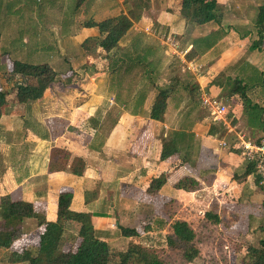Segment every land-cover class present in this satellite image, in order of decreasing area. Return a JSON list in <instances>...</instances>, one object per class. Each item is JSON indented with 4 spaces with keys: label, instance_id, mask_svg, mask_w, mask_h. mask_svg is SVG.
<instances>
[{
    "label": "crops",
    "instance_id": "1",
    "mask_svg": "<svg viewBox=\"0 0 264 264\" xmlns=\"http://www.w3.org/2000/svg\"><path fill=\"white\" fill-rule=\"evenodd\" d=\"M217 1L225 35L205 53L186 59L196 67L201 63L207 66L196 75L198 92L204 90L223 99L226 91L213 85V79L222 71L231 78L239 74L248 85L249 98L264 110V48L249 49L257 38V8L264 1ZM83 4L79 13L74 12L64 23L58 19L57 0L49 4L0 0V87L7 92L0 117V206L4 198L30 201L47 220H55L58 194L69 190L70 209L90 214L99 238L119 251L127 248L130 239L120 234L118 225L135 228L130 224L133 218H156L152 210L160 203L164 208L176 205L179 211L186 208L188 199L193 201L192 207L206 204L205 213L210 212L207 208L212 201L218 209L242 204L244 212L255 215L256 205L264 211V188L258 177L254 172L245 174L248 164L239 150L220 145L223 139L232 143L235 134H227L208 114L201 113L205 109L199 96L197 102L182 86L177 92L176 85L160 74L170 68L171 53L187 54L195 38L217 25H197L182 17L181 6L179 14L164 7L152 17L143 14L134 21L118 46L104 55L92 42L82 45L99 35L90 22L127 12L107 0ZM199 28V34L191 33ZM189 35L192 37L185 45L177 48ZM159 49L160 56L155 54ZM180 57L185 61L186 57ZM13 59L48 63L58 82L39 100L18 103L16 91L4 78ZM157 87L169 88L171 94L166 113L154 120L148 113ZM230 104L237 133L253 140L264 136V111L255 126H249L240 104ZM212 124L219 129L215 134H210ZM181 129L191 134L189 162L179 165L177 155L161 161L162 139H170ZM167 171L159 192L147 193L150 181ZM183 176H192L201 187L194 191L175 188ZM214 213L222 218L219 212ZM261 216L255 221L247 218L253 243L263 235ZM70 224L79 227L75 222L67 227ZM22 226L19 247H34L36 219L26 218ZM117 242L123 247H116Z\"/></svg>",
    "mask_w": 264,
    "mask_h": 264
},
{
    "label": "trees",
    "instance_id": "2",
    "mask_svg": "<svg viewBox=\"0 0 264 264\" xmlns=\"http://www.w3.org/2000/svg\"><path fill=\"white\" fill-rule=\"evenodd\" d=\"M41 2L53 3L54 0H39ZM85 0H75L73 12L83 6ZM182 14L197 25L207 23L216 24V29L207 34L195 38L191 50L186 54V59H192L196 54H203L210 49L220 38L225 35L221 27L222 8L217 0H180ZM133 12L121 13L116 16L107 17L99 22L91 21L89 25L96 26L99 35L86 39L82 45L85 47L93 43L98 51L104 55L118 46L119 41L125 36L135 21ZM257 38L252 41L249 49L261 50L264 48V4L257 8L254 22ZM147 51L144 52L146 56ZM144 56V57H145ZM243 61V58L242 60ZM72 74V73H71ZM226 71L219 73L212 81L213 85L223 87L226 93L223 98L230 102H236L243 108L247 117V124L255 126V121L262 118L263 108L253 103L247 92V83L241 75L236 74L233 78ZM4 78L11 89L16 91L17 101L20 104H29L42 98L44 93L58 82L57 73L48 63H31L13 59L11 65L4 72ZM185 90L187 82H179ZM198 90V87L196 86ZM169 88L157 87L153 101L150 106L148 117L154 120L160 119L167 110L170 97ZM7 92L0 87V117L6 106ZM140 96L138 102L141 100ZM142 102V101H141ZM219 129L212 124L210 134H215ZM191 134L186 130L174 131L170 139H162V147L159 154L161 161L172 155L180 159L179 165L189 162V146ZM232 147L236 148L233 144ZM183 150H182V149ZM237 149V148H236ZM238 151V149H237ZM245 174L255 173L252 164L247 163ZM169 171L153 178L147 188V193L156 195L162 185L166 182ZM257 181L258 178H256ZM174 187L185 191H194L201 187V183L192 176H183ZM72 192L61 191L57 198V217L55 220H47L38 213L36 207L30 201L21 199L4 198L0 206V249H9L8 261L11 263L26 262L28 264H167L155 253L146 249L138 241L140 231L137 228L118 225L120 234L124 237L133 238L125 250L113 251L107 241L99 238L93 227L90 214L76 212L70 209ZM205 217L220 222L217 214L206 212ZM26 218H35L37 221V238L35 240V251L29 246L14 247L18 239L23 236V221ZM70 222L79 225L77 230L78 243L69 249L61 250L59 246ZM172 233L167 235L166 241L169 246H179L182 249L183 258L191 262L199 254L195 246V232L185 220H175L171 224ZM147 230V228H145ZM262 237L256 244L250 243L245 250L242 264H264V224L259 226Z\"/></svg>",
    "mask_w": 264,
    "mask_h": 264
},
{
    "label": "rangeland",
    "instance_id": "3",
    "mask_svg": "<svg viewBox=\"0 0 264 264\" xmlns=\"http://www.w3.org/2000/svg\"><path fill=\"white\" fill-rule=\"evenodd\" d=\"M57 1V8L61 12L58 19L64 23L70 21V17L74 13L73 8L75 0ZM85 1L86 5L87 3L93 4V0H91L90 2H88V0ZM107 1H109V3H111L112 1L116 4H119L121 10H125L127 14L129 13V11L133 12V15L136 17L135 21H138L143 16V14H148L149 17H152L151 15L153 13L160 9L163 10L162 8L164 7L170 9L171 11H177V13L179 14L178 10L180 7V0H173L171 2L167 0H122L121 3L119 0ZM262 1L264 0H257L256 2L261 4L263 3ZM33 2L35 3V0H33ZM82 8L83 6L81 7V9ZM78 13L79 11L77 13L75 12L74 15ZM254 13H256V11ZM182 17L185 16L182 14ZM0 25L3 24L0 23ZM212 27L213 25L210 28ZM210 28L206 27V30H209ZM204 31L205 30H202L201 32ZM194 32L195 34H199L200 28L196 29L195 31H191V33ZM191 37L192 35L186 37L184 39V44H179V47L177 48H181L180 46L185 45L186 41H188V39H190ZM155 54H158L160 56V49L157 50V53ZM180 55H182V52L171 53V58L169 61V64L171 65L170 68L163 70L160 74L165 78H169L172 85H176L175 88H178L177 92L181 91L180 87L182 85H180L179 82H187L189 86L188 88H192L193 91H189L188 89L187 90L193 94L192 96H194V98H196V101L198 102L199 92L196 89L197 84L195 78L197 77L196 75H199V73L203 72V70L206 69L207 66L205 63H201L199 70L195 73L187 68V60H182ZM8 65H11V61ZM162 82H164V80H162ZM221 100L225 104H227L229 106V110H231L230 102L225 100L224 98ZM201 113H203V115L204 113L208 114L206 109ZM214 202L215 201H212L207 209L208 211L210 210L212 214H215L214 212L220 213L222 218L218 223L213 222L212 218L209 219L205 217L204 210L207 207L206 204H201L199 205V207H192L193 201L188 199V205L186 204V208L183 211H179L178 208H176V205L172 204L169 207L164 208L160 203L157 204L156 208L152 210L153 213L151 211H149L148 213H152L156 218H135V220L133 218L130 221V224H132V226L140 231L141 235L138 241L142 244V246L155 253L162 261L167 264H242V258L245 253L246 247L250 243H257H253L254 235L250 236L251 232L247 227V218H252V221L259 220L260 218H262L261 215H263L264 217V211L260 206H254L256 212L255 216L249 210L244 212V207H242V204H237L236 206H221L218 209L215 206ZM177 219L186 220L195 232L194 244L198 248L199 254L191 262H188L183 258L182 249L179 246H169L166 241L167 235L172 233L171 224ZM76 226L77 225L75 224H70L67 227V230L65 231L62 239V244L59 246V249L66 250L78 243V228ZM145 228H147V230ZM250 229L252 231V228ZM29 239L30 237L27 238V240ZM129 239V243L134 240L133 238ZM16 243L17 244H14V247H19V241H17ZM123 245L124 244H122L121 242L116 243V247L118 248H122ZM111 249L113 251H118V249H116L115 247H111ZM8 250L9 249H0V264H13L8 261V255L10 253V251ZM32 251H35V247L32 248ZM21 264L28 263L21 262Z\"/></svg>",
    "mask_w": 264,
    "mask_h": 264
},
{
    "label": "built area",
    "instance_id": "4",
    "mask_svg": "<svg viewBox=\"0 0 264 264\" xmlns=\"http://www.w3.org/2000/svg\"><path fill=\"white\" fill-rule=\"evenodd\" d=\"M182 55L184 58L186 57V53L182 52ZM187 61V68L196 73L199 67ZM199 97L202 107L207 110L212 122L222 126L227 134H235L236 136L232 143L223 139L220 145L229 148L233 144L239 150V154L244 161L253 165L255 174L259 180V185L264 188V136L253 140L241 133H237L232 126L233 117L230 115L229 106L227 104L220 98L206 93L204 90L200 91Z\"/></svg>",
    "mask_w": 264,
    "mask_h": 264
}]
</instances>
